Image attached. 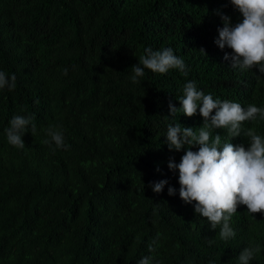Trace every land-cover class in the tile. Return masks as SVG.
I'll return each instance as SVG.
<instances>
[{"label": "trees", "instance_id": "1", "mask_svg": "<svg viewBox=\"0 0 264 264\" xmlns=\"http://www.w3.org/2000/svg\"><path fill=\"white\" fill-rule=\"evenodd\" d=\"M221 14L242 20L230 0H0V71L16 77L15 89H0V264H138L148 255L154 264H238L253 243L261 252L250 264H264V213L239 205L236 236L224 241L221 225L212 229L180 198L178 170L168 167L187 150H169L168 125L204 123L199 111L168 117L185 83L264 108V73L233 69L224 60L231 49L215 44ZM147 47L173 49L187 75L145 69L133 83ZM17 115L37 128L33 136L29 125L23 149L5 133ZM49 126L68 150L43 143ZM250 128L264 136V120L243 122ZM217 133L222 144L249 146L243 131ZM161 180L168 184L155 193Z\"/></svg>", "mask_w": 264, "mask_h": 264}, {"label": "clouds", "instance_id": "2", "mask_svg": "<svg viewBox=\"0 0 264 264\" xmlns=\"http://www.w3.org/2000/svg\"><path fill=\"white\" fill-rule=\"evenodd\" d=\"M230 3L242 17L240 22L233 23L230 16L221 14L223 27L218 28V38L215 44L221 49H231L225 52L224 60L230 61L233 69L241 72L258 68L264 73V0H230ZM205 53L204 49H200ZM139 62L132 66L131 81L139 83L145 75V69L154 73L165 74L171 69H178L187 75L186 64L177 57L173 49H144ZM67 75V69H64ZM16 77L13 74L9 80L4 71H0V89L13 90L16 87ZM181 108L169 104L170 115L175 117L178 111L188 117H193L199 111L204 123L198 129L181 126L180 123L169 124L167 128V144L169 150L181 151L187 146L185 154L179 163L171 158L168 167L179 173V196L186 204H193L195 212L207 218L211 228L221 225L219 237L228 241L236 236L230 225L233 215L239 205H245L251 214L264 213V136L257 134L255 128L242 129L245 121L264 120V108L255 104L242 107L240 103L228 100L214 99L198 90L195 82L189 81L183 86V95L179 98ZM213 112L215 114H213ZM31 125L33 136L37 128L32 118L17 115L5 129L8 143L18 149L25 147L23 136ZM226 129L229 138L243 136L248 138L249 146H236L232 142H224L219 133L212 137L213 129ZM46 135L50 139L44 144L56 149L68 150L63 132L54 126H49ZM194 146H199L193 151ZM159 171V169H157ZM167 180L154 182L150 185L155 193H162ZM168 194L174 196L176 189L168 188ZM159 234L148 245L150 253L158 247ZM213 243V241H209ZM261 252L259 244H251L243 249L238 256V264H250ZM155 257L144 256L138 264H154ZM158 264V262H156Z\"/></svg>", "mask_w": 264, "mask_h": 264}]
</instances>
